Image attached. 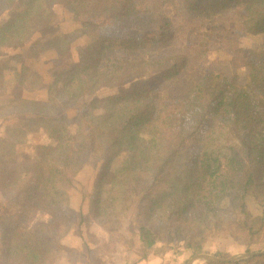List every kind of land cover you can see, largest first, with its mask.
I'll use <instances>...</instances> for the list:
<instances>
[{"label":"trees","instance_id":"1","mask_svg":"<svg viewBox=\"0 0 264 264\" xmlns=\"http://www.w3.org/2000/svg\"><path fill=\"white\" fill-rule=\"evenodd\" d=\"M182 1L193 19L240 7L247 33L264 35V0ZM46 5L47 0H0V65L15 60L11 79L17 84L28 79L16 67L22 55L8 51L23 46L46 20ZM110 5L118 21L136 22L141 33L158 25L153 15L140 16L141 8L132 0H112ZM151 31L158 39L169 32L161 25ZM129 42L140 47L133 39ZM115 44L100 37L80 46L78 60L57 71L47 85L48 100L0 102V119L19 120L0 135V187L16 198L14 213L0 214V264H56L72 251L64 244L74 219L67 190L94 150L102 154L91 203L103 227L119 226L130 208L135 181L145 182L136 215L140 259L150 252L167 253L165 236L167 245L174 242L192 253L204 252L211 234L223 232L241 239L247 252L261 243L264 248V36L256 49L246 52L250 86L207 72L190 96L160 106L149 90L163 77L177 74L181 62L176 59L182 57L157 62L123 57L104 68L102 56ZM109 89L115 92L68 117L67 111L82 106L85 96ZM101 104L104 113H93ZM71 122L77 125L74 135L68 128ZM37 132L44 138L20 160L16 146ZM124 144L130 153L116 163ZM104 182L108 195L102 205ZM248 199L259 205V214L249 210ZM38 213L46 218L24 227ZM204 264H264V253Z\"/></svg>","mask_w":264,"mask_h":264},{"label":"rangeland","instance_id":"2","mask_svg":"<svg viewBox=\"0 0 264 264\" xmlns=\"http://www.w3.org/2000/svg\"><path fill=\"white\" fill-rule=\"evenodd\" d=\"M111 2L112 0H47L46 20L29 35L23 46L8 51V55L13 53L22 55L21 63L16 67L24 69L28 79L24 84L14 82L11 79L13 77L11 66L15 64V60L8 59V62H3L0 65L2 67L0 102L11 98L25 102L48 100L47 85L53 75L78 60L80 46L92 44L100 37H110L116 43L102 56L101 64L108 69L123 57L142 58L149 62H157L168 56L182 57L176 59L181 62V66H178L180 71L163 77L160 79L161 82L157 83L158 86L149 90V97L159 106L190 96L197 80L207 72L225 75L230 82L238 86H250L246 52L256 49L264 35L247 33L242 23L240 7L231 6L220 16L193 19L192 15L185 11L182 0H132V3L141 8L140 16L145 17V14L154 16L152 18L158 25L151 26V30L157 29L159 25L166 31L169 30L167 36L158 39L150 34L154 33L151 30L146 32L148 34L141 33L134 27L136 22L118 21L113 16ZM49 39H55L52 46L48 45ZM131 39L138 42L140 47L129 42ZM121 44H126L127 48ZM114 92L109 89L102 94L85 96L82 106L72 107L67 111L68 117L72 119L85 110L87 103L93 99L112 95ZM104 107L103 104L99 105L93 109V113H104ZM1 113L3 112L0 110ZM18 124L19 120L16 118L0 119V135L6 127ZM68 128L73 135L77 132V125L73 122ZM44 135L41 132L34 133L28 143L16 146L20 160L32 152ZM129 153V146L124 144L116 163L127 158ZM101 154L99 150H94L90 154L72 186L67 190L71 200L70 206L74 210V219L64 244L72 251L56 264H135L140 259L143 246L138 238L136 215L145 182L135 181L134 187L130 190L132 197L130 208L121 218L119 226L114 229L109 226L103 227L91 203L94 180L101 164ZM13 166L19 170L17 165ZM107 189L108 184L104 182L100 200L102 205L107 203ZM247 206L254 215L260 213V207L254 200L248 199ZM15 208V196H7L0 187V214L10 215L14 213ZM45 218L42 213L34 214L24 227ZM112 221L108 223L113 224ZM167 241L165 236L162 246L168 248L165 249L167 253L153 255L150 257L153 260L151 263H160L162 258L161 264L170 263L172 260L175 261L174 264H188L190 259L193 260L190 264H204L205 260L197 258V255L229 258L264 250L261 243L253 245L251 252H247L241 239H235L226 232L211 234L205 243L204 252L200 253L183 250L179 245H174V242L172 246L167 245Z\"/></svg>","mask_w":264,"mask_h":264},{"label":"water","instance_id":"3","mask_svg":"<svg viewBox=\"0 0 264 264\" xmlns=\"http://www.w3.org/2000/svg\"><path fill=\"white\" fill-rule=\"evenodd\" d=\"M261 253H264V250L261 251ZM251 254H241V255H234V257H229V258H210L204 255H197V258H201L204 260H209V261H226V260H233V259H237V258H243V257H247L250 256Z\"/></svg>","mask_w":264,"mask_h":264},{"label":"crops","instance_id":"4","mask_svg":"<svg viewBox=\"0 0 264 264\" xmlns=\"http://www.w3.org/2000/svg\"><path fill=\"white\" fill-rule=\"evenodd\" d=\"M89 248H90V247H89ZM153 255H154V254H153L152 252H150V253L148 254V257H147L146 259H139L138 261L135 262V264H153V263H151V262H153V260H151V258H150V257H153ZM154 256H155V255H154ZM160 261L163 262V259H160ZM192 261H193V260L190 259L188 264H190ZM205 261H206V260H205ZM161 262H160V263H157V264H161ZM163 264H165V263H163Z\"/></svg>","mask_w":264,"mask_h":264}]
</instances>
